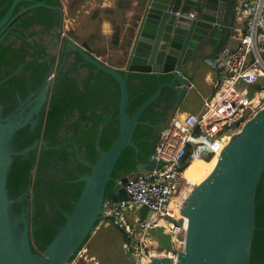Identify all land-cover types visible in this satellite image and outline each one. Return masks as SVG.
<instances>
[{
  "label": "water",
  "instance_id": "water-1",
  "mask_svg": "<svg viewBox=\"0 0 264 264\" xmlns=\"http://www.w3.org/2000/svg\"><path fill=\"white\" fill-rule=\"evenodd\" d=\"M15 0L8 14L0 21V29L10 18ZM33 1V0H26ZM61 5L51 6L37 2L19 12L14 18L32 8L45 7L60 14V22L67 14L71 0H60ZM240 0H147L141 19L135 28L124 72L113 68L90 54L85 48L64 36L63 49L71 50L81 57L82 64L95 67L113 79L120 90L118 105V134L106 150L98 148L102 126L98 130L95 148L98 157L90 163L79 154L76 158L89 168L75 183H83L79 198L73 202L70 212H64L65 223L58 228L51 242L41 253L31 247L29 208L16 210L28 192L13 198L8 178L16 157H29L34 146L24 150L13 147V139L21 128L29 123L46 103L50 79L47 78L36 98V108L0 118V264H72L87 239L98 230L103 219L104 204L112 201H128L130 195L125 185L144 171L160 168L150 160L151 155L139 162L133 172L112 178L113 170L127 148L136 155L141 151L134 142L139 125L152 127L140 120L141 114L160 100L171 103V114L186 94L193 88V80L209 63H214L220 51L233 44L237 29L236 9ZM194 10L195 18L182 14ZM180 12V15H177ZM247 29V26H245ZM258 47L264 59V35L259 36ZM153 76L157 83L154 93L138 110L129 116L130 102L128 77L130 74ZM168 80L162 82V78ZM168 123V122H167ZM166 123V124H167ZM159 125L162 129L166 126ZM236 126V125H235ZM227 128H225L226 130ZM159 131V135L161 132ZM212 155L205 160L210 161ZM138 160V159H137ZM264 173V107L261 108L221 151L211 173L194 185L181 207L178 225L186 228L184 249L174 262L169 257L149 258V264H250L256 226L257 189ZM112 182L110 196H106ZM142 219H149L152 211L146 207L139 210ZM105 225H110L108 222ZM125 254L132 260L131 253Z\"/></svg>",
  "mask_w": 264,
  "mask_h": 264
},
{
  "label": "trees",
  "instance_id": "trees-1",
  "mask_svg": "<svg viewBox=\"0 0 264 264\" xmlns=\"http://www.w3.org/2000/svg\"><path fill=\"white\" fill-rule=\"evenodd\" d=\"M36 1L46 2L51 6L58 3L57 0ZM86 1L79 0L74 3L68 10L69 15L72 12L75 14L76 10L81 8ZM11 2L12 0L0 1V6L7 3V6L0 11V19L7 12ZM23 4L26 3H20L16 10ZM119 5L123 7L121 4ZM29 14L33 15V17L28 18ZM20 18L26 19L23 26L26 28L33 26L34 19H39L40 24H45L47 29L55 28L60 23L59 13L45 7L32 8L31 11H28L27 14L25 13ZM34 34L35 32L32 33V35ZM120 34L121 29H115L112 37L113 45L119 44ZM28 54L29 52L24 46L14 48L13 44H0V68L5 65L12 68L16 67L18 61H25ZM35 66L34 62L28 64V68H34ZM37 66L42 68L40 71L46 70L45 66ZM85 66L91 70V74L84 81L82 89H79L76 81L70 80L68 84L61 86L60 89L53 90L50 101L42 115L39 128L33 137V140L35 138L46 140L48 145L53 147V149L42 153H37L36 150L27 159L16 157L9 174L8 187L13 198L19 197L23 192H28L24 206H28L29 208L31 247L37 253H41L44 250L45 246L51 242L57 233L58 228L65 223L64 212L72 210L73 202L79 198L83 189L82 182L66 184H59L58 181L51 182L47 178L48 170L55 167L59 162L64 163L66 176L70 180H75L77 175L88 174L90 172L89 168L82 163H78L77 167L72 169V173L70 172L68 164L71 162L72 157L76 156V149L74 150V147H77L82 158H85L90 163H94L98 157L95 140L98 136L99 128L102 126V132L97 144L101 151H106L118 134L119 87L114 83L113 79L102 72L96 73L97 75L93 77L92 72H94L95 67L90 64H85ZM121 72L123 73L124 70H121ZM134 77L141 78L142 85L140 87L133 86L132 80ZM36 79L38 80L37 77ZM166 80H168V76L162 78V82ZM10 82L1 85L0 96L12 102L11 98L14 95V88H12ZM156 88L157 83L153 76L137 73L130 74L128 77L130 96L127 108L128 115L132 116L142 103L154 93ZM152 107L153 105H150L141 114V121L147 122L151 120ZM60 133L64 134V142L67 143V146H62L63 141L58 140ZM152 134L151 129L145 125L137 127L133 140L141 151V154L136 155L132 148H127L119 158L113 170L112 178L133 172L138 160L143 162L146 159L145 157L150 154L147 140ZM33 140H28V144ZM74 140V145L69 143ZM56 146L61 147L56 148ZM54 178L56 177L54 176ZM112 187L113 183L110 182L106 190V196H110ZM54 196L59 205V210H55L57 209L56 202L47 203V200ZM256 200L258 201L256 208L257 230L254 234L250 264H264V173L258 185ZM20 209V205H17L16 210L19 212ZM112 228L114 227L112 226ZM122 236L125 240L126 237H124L123 232ZM88 241L89 239L85 241L84 245ZM95 248H99L96 240L92 243V249ZM97 252L99 253L100 251ZM104 253H107L105 255L108 259L110 255L109 251L106 250ZM114 257L115 255L113 254V256H110V259ZM117 259L116 264H119L121 260ZM73 260H75V256L71 258V261Z\"/></svg>",
  "mask_w": 264,
  "mask_h": 264
},
{
  "label": "built area",
  "instance_id": "built-area-1",
  "mask_svg": "<svg viewBox=\"0 0 264 264\" xmlns=\"http://www.w3.org/2000/svg\"><path fill=\"white\" fill-rule=\"evenodd\" d=\"M182 15L195 18L196 12ZM236 20L247 26L246 32L220 51L215 61L216 89L205 99L203 109L176 112L150 157L162 166L142 172L125 185L128 201L108 199L104 204L100 225L108 222L124 233L123 250L131 253L133 264H149L153 257L176 261L187 231L178 225L181 207L193 189L184 186L187 167L210 155L218 160L231 137L264 107V59L258 47L259 36L264 35V0H240ZM142 207L152 211L149 219L140 218ZM132 213L138 217L132 220ZM160 229L169 235L170 249L158 250L152 233Z\"/></svg>",
  "mask_w": 264,
  "mask_h": 264
},
{
  "label": "flooded vegetation",
  "instance_id": "flooded-vegetation-1",
  "mask_svg": "<svg viewBox=\"0 0 264 264\" xmlns=\"http://www.w3.org/2000/svg\"><path fill=\"white\" fill-rule=\"evenodd\" d=\"M1 1V0H0ZM15 0H12L11 5L9 6L5 15L0 19H4V17L10 11ZM79 0H71L69 8L73 6ZM25 2L18 10L17 7L20 3ZM38 1H21L19 2L12 12L10 18L5 22L3 27L0 29V44H13L14 48H19L24 46V48L29 52L26 56L25 61H18L16 67L11 66H3L0 68V87L3 83L10 82L12 88H14V95L12 96V102L10 100H6L4 97L0 96V118L4 120L6 117L11 114L18 113L22 109H26L28 112L32 109L36 108V98L42 90L43 84L47 78L50 79V86L48 89V96L45 105L37 112L33 113L30 118V121L26 126L17 131L14 139H13V147L16 150H24L26 148L34 146V148L30 151L29 157L31 153L36 152L42 153L47 152L53 147H50L46 140L41 138L33 137L36 133V130L39 128L40 122L42 120V115L50 101L53 90L60 89L61 86L68 84L70 80H74L78 83L79 89H82L84 81L90 76L91 70H89L84 64L81 63V57L71 50L63 49L64 46V36L62 33V26L64 23V17L62 22L59 25L52 29H47L45 24H40L39 19H34V24L31 27H23L26 19L20 18L25 15L21 14L18 17L14 18L19 12L25 10L26 8L32 6ZM57 4L53 6L61 5V1L57 0ZM7 6V3H4L0 6V11H2ZM68 8V10H69ZM32 10V9H31ZM29 10V11H31ZM56 11V10H54ZM28 12V11H27ZM26 12V14H27ZM58 12V11H56ZM67 15V14H66ZM60 16V14H59ZM33 17V15L29 14V17ZM35 32L34 35L32 33ZM91 54V53H90ZM34 62L36 65L34 68H28V64ZM37 65H42V67H46V70L40 71L42 68ZM93 77L96 76V72H92ZM40 76V79H39ZM38 78V80L36 79ZM133 86L140 87L142 85L140 77H134L132 80ZM113 87V85H112ZM170 101V100H169ZM158 101L152 107V118L150 121H147L152 125V127H148L153 132L152 136L147 140L148 149L150 154L148 156H144L145 158L149 157L152 152L155 150L156 145L160 139L159 125L166 124L171 119V101ZM163 130V129H162ZM161 130V131H162ZM160 131V132H161ZM64 134L60 133L58 140L63 141L62 146H67V143L64 142ZM32 139L33 141L28 144V140ZM70 144L75 143L74 141L69 142ZM61 146H56V148H60ZM75 150V147H74ZM79 151V150H78ZM75 152V151H74ZM80 154V153H79ZM26 158V159H27ZM139 161V160H138ZM142 162V161H139ZM78 160L74 155L72 157L71 162L68 164V168L72 173V169L77 167ZM56 178H54V176ZM78 178L81 175H77ZM76 176V179L77 178ZM121 177V176H120ZM47 178L51 182L58 181L59 184L72 183L75 180H70L66 176V172L64 170V163H59L48 170ZM263 192V191H262ZM24 192L21 194L23 195ZM20 195V196H21ZM28 195L23 199L22 204L20 205L21 209H23L25 200ZM56 197H52L47 200V203H55ZM68 199V198H67ZM29 202V201H28ZM57 209L59 210V205L56 202ZM29 211V210H28ZM30 216V215H29ZM28 216V217H29Z\"/></svg>",
  "mask_w": 264,
  "mask_h": 264
},
{
  "label": "rangeland",
  "instance_id": "rangeland-1",
  "mask_svg": "<svg viewBox=\"0 0 264 264\" xmlns=\"http://www.w3.org/2000/svg\"><path fill=\"white\" fill-rule=\"evenodd\" d=\"M89 1L92 2V5L87 6L85 4L86 5L85 9L82 10V8H79L76 10L75 14L72 12V14L69 15L67 11V15H64L62 33L67 38L76 42V44L84 45L86 48H88V50H90V47L92 46V40H95L94 42L98 43L99 49L105 52V54L110 52H107L106 45H104L100 37V26H101L102 18L116 17L118 21H122L123 16L126 13V10L133 8L135 12L137 11L139 13L138 15L135 14L134 17L132 18L134 24L136 20L135 18L137 16L138 17L140 16L141 11L143 14L145 4L147 2V0H136L137 4L132 5V3L135 0H89ZM118 4L124 5V7L119 6V8H117L116 6H118ZM93 6L94 9L91 10L90 8ZM85 11H89V14H85ZM139 21L136 22V26ZM95 45L97 44L95 43ZM118 55H120V53L117 55L112 53L111 56H109V58L113 60L116 56L118 57ZM198 91L199 88L196 87L194 89V94L190 96V100L188 101V103H190L191 100H193L191 102V104H193L192 108H194L195 105L198 104V97H199ZM190 107L191 106H188L185 109L188 110ZM208 174L206 173L204 178H206ZM197 179L200 181H198ZM197 179H193L190 185L185 183L184 186H186L187 188L192 186L193 188V185L197 183L199 184L200 182H202V180H204L200 178ZM195 180H197L198 182L197 181L194 182ZM160 230L162 231V229ZM95 240L99 246L98 249H96L97 247L95 249H92V243H94ZM122 241H123V237L119 230H116L112 227L111 228L103 227L98 232V234H94L89 239V241L83 246V248L80 250L78 255L75 256V260H73L72 264H111V263L116 264L118 261L117 258L121 260L119 264H131L132 262L131 259L126 256L123 250ZM106 250H108L110 253L108 259L106 258L105 255L107 253H104V251ZM97 251H100L101 254H99L100 252L98 253ZM113 254L115 255V257L110 259V256H113Z\"/></svg>",
  "mask_w": 264,
  "mask_h": 264
},
{
  "label": "crops",
  "instance_id": "crops-1",
  "mask_svg": "<svg viewBox=\"0 0 264 264\" xmlns=\"http://www.w3.org/2000/svg\"><path fill=\"white\" fill-rule=\"evenodd\" d=\"M85 4L87 6L92 5V2L87 0L85 2ZM85 4L81 6L82 10L85 9V6H86ZM136 4H137V2L135 0L132 3V5H136ZM108 6H110V5H108ZM119 6L120 5L118 4V6H116V7L119 8ZM122 6L124 7V5H122ZM90 9L91 10L94 9V6L91 7ZM85 14H89V11H85ZM135 14L138 15L139 13L137 11L135 12V10H133V8H130V9L126 10V13L123 16L122 21H118V19L116 17H110V18L109 17L108 18L103 17L102 18V22H101V26H100V37H101L104 45H106L107 52H110L111 54L114 53L116 55L120 53V55H118V57L116 56L113 60L109 58V56H111L110 53L105 54V52H103L101 49H99L98 43L94 42L95 40H92V46L90 47V50H88V48H86L84 45H79V44L78 45L85 48L89 53H91L94 57H96L98 60L102 61L103 63H105V64H107L113 68H116L118 70H125L127 60H128V55H129L130 48H131V43H132V40H133V37L135 34L136 22L141 19L142 11L140 13V16L139 17L137 16L135 18L136 20H135V23L133 24L132 18L134 17ZM115 29H121V34H120V39H119L118 45H113V43H112V37H113ZM245 32H246L245 24L244 23H237V29L235 30L234 35H233V38L235 35H236V38H235V40L233 39V41H234L233 44L236 41L240 40L241 35L244 34ZM95 43L97 45H95ZM121 54H123V55H121ZM215 63L216 62L207 64L206 67L201 71V73H199L196 76V78L193 80V88L189 91L188 94H186L184 96L183 100L181 102H179L178 107L175 108L174 112L171 115V118L178 111L179 112L199 113L203 109V103H204L205 99L209 98L215 92L216 84L218 82V72L216 70ZM196 87L199 88L198 104L195 105L194 108H192L193 104H191V102L193 100H191L190 103H188V101L190 100V96L194 94V89ZM188 106H191V107L188 110H186L185 108H187ZM130 217L133 220V219L137 218L138 215L135 213H132L130 215ZM102 226L108 227V228L112 227L111 225H105V223H104V224L98 226V230L96 233H98L101 230ZM116 230H118V229H116ZM121 234H122V232H121ZM152 235H153V238L155 240V243L157 245L158 250H162V248H164L166 250L171 248L170 237L167 233H165L164 230L154 231L152 233ZM123 240H124V238H123ZM122 243H123V241H122ZM161 243H162V245H161Z\"/></svg>",
  "mask_w": 264,
  "mask_h": 264
},
{
  "label": "bare ground",
  "instance_id": "bare-ground-1",
  "mask_svg": "<svg viewBox=\"0 0 264 264\" xmlns=\"http://www.w3.org/2000/svg\"><path fill=\"white\" fill-rule=\"evenodd\" d=\"M216 163H217V159L215 157H213L210 161H206L205 159H195V160H193L190 163V165L187 167V169H186V171L184 173L185 181L188 184H190L193 179H197V178L205 179L204 177H205L206 173L207 174L209 172L211 173L212 169H214L213 167H215L214 164L216 165ZM197 180H195L194 182H196ZM198 181H200V180H198ZM197 184H195V185H197Z\"/></svg>",
  "mask_w": 264,
  "mask_h": 264
}]
</instances>
